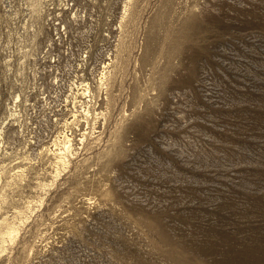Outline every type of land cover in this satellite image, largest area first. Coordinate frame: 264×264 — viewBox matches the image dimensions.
<instances>
[{
	"label": "rangeland",
	"instance_id": "obj_1",
	"mask_svg": "<svg viewBox=\"0 0 264 264\" xmlns=\"http://www.w3.org/2000/svg\"><path fill=\"white\" fill-rule=\"evenodd\" d=\"M263 5L0 0V225L19 226L0 264H206L197 230L264 240Z\"/></svg>",
	"mask_w": 264,
	"mask_h": 264
},
{
	"label": "bare ground",
	"instance_id": "obj_2",
	"mask_svg": "<svg viewBox=\"0 0 264 264\" xmlns=\"http://www.w3.org/2000/svg\"><path fill=\"white\" fill-rule=\"evenodd\" d=\"M254 29L256 30V28ZM64 137L66 138V142L64 145L65 146L64 150L66 153V151H69V149L72 147L71 146L72 139H70L71 137L69 138L68 136L65 135ZM65 157L66 155L65 156L61 155L60 161L62 163L66 161ZM0 198H3V196L0 195ZM18 231H19V226H17L16 224L3 222L0 225V255L2 254V252H4L3 250L5 249L7 243H13L16 240ZM192 235L194 236V239L191 241L188 240V238L185 239L184 246L186 249L195 252V254L205 257L206 264H264V240L259 239L255 235L249 236L248 238H245L243 240V239H238L235 236L230 235L229 233H226L225 231L219 228H214L213 231H209V232L203 230L202 231L197 230ZM183 260H184L183 262L185 263L179 262V264L180 263L186 264L187 261L186 258Z\"/></svg>",
	"mask_w": 264,
	"mask_h": 264
}]
</instances>
